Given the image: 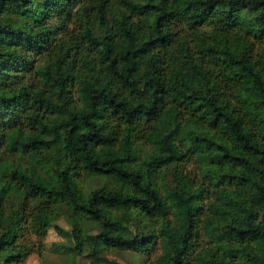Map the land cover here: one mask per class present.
<instances>
[{"label": "trees", "instance_id": "16d2710c", "mask_svg": "<svg viewBox=\"0 0 264 264\" xmlns=\"http://www.w3.org/2000/svg\"><path fill=\"white\" fill-rule=\"evenodd\" d=\"M49 228L264 264V0H0V264Z\"/></svg>", "mask_w": 264, "mask_h": 264}, {"label": "rangeland", "instance_id": "374dc122", "mask_svg": "<svg viewBox=\"0 0 264 264\" xmlns=\"http://www.w3.org/2000/svg\"><path fill=\"white\" fill-rule=\"evenodd\" d=\"M168 181V180H167ZM166 181V182H167ZM97 184L96 180H90L85 184V188L93 187ZM83 188V187H82ZM60 228L66 230L69 229V225L66 219L59 217L55 222ZM66 244L67 239L60 237L53 228H49L46 231V235L39 247L35 246L33 253L28 255L19 264H93L91 259L87 255L69 257L62 251H59L54 244ZM159 249L156 247L154 253H158ZM103 256L119 264H148L155 255H140L137 253L121 250H110L104 253Z\"/></svg>", "mask_w": 264, "mask_h": 264}]
</instances>
